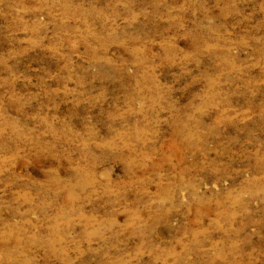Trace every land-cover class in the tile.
<instances>
[{"label": "rangeland", "instance_id": "1", "mask_svg": "<svg viewBox=\"0 0 264 264\" xmlns=\"http://www.w3.org/2000/svg\"><path fill=\"white\" fill-rule=\"evenodd\" d=\"M263 180L264 0H0V264H264Z\"/></svg>", "mask_w": 264, "mask_h": 264}, {"label": "bare ground", "instance_id": "2", "mask_svg": "<svg viewBox=\"0 0 264 264\" xmlns=\"http://www.w3.org/2000/svg\"><path fill=\"white\" fill-rule=\"evenodd\" d=\"M64 8L65 9H67V12L69 11V9H68V6L67 5H64ZM77 11H78V9H77ZM79 15V14H78ZM14 21V23H15V25H20V26H22L23 28H28V29H31L32 31H36V27H34V26H28L27 24H26V22L24 21V20H22V18H20V20L19 21H17V20H13ZM35 24V23H34ZM36 25V24H35ZM87 37L89 38V37H97L96 35H91V36H88L87 35ZM32 40L33 41H35V39H34V37L32 38ZM98 42H100L99 40H97ZM103 44V43H102ZM22 50H24V47H20L19 48V51H22ZM179 130H181V132H180V135L181 136H184V137H190L191 135H192V132H188L187 130H186V126L185 127H183V129H179ZM261 179H258V178H253L249 183H252L253 185H255V186H261ZM263 182H264V180H263ZM195 208H196V210H197V217L199 218V219H201L202 217H201V215H203V214H205L207 211H208V205H204V206H202V207H198V205H196L195 206ZM87 220L88 221H93L92 219H90V218H87ZM9 232V231H8ZM82 233H83V231H82ZM84 234V233H83ZM7 236H10L11 238L12 237H15V236H13L12 235V232H9L8 234H7ZM5 245H2V246H0V249L2 250V248L4 247ZM169 253H171V254H173V257H174V260H175V262H176V264H181L182 262H183V256H182V254H180V253H176V252H174L172 249H168V250H166L165 252H163V253H158L157 255H156V258H163V259H165V257L166 256H168V254ZM10 255V252L9 251H5V256L6 257H8ZM18 264H21V262H19ZM166 264H168V263H166Z\"/></svg>", "mask_w": 264, "mask_h": 264}]
</instances>
